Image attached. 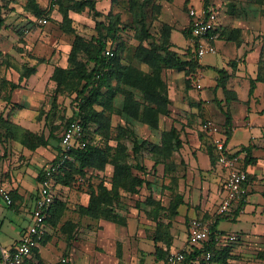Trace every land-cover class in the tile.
<instances>
[{"label": "crops", "instance_id": "crops-1", "mask_svg": "<svg viewBox=\"0 0 264 264\" xmlns=\"http://www.w3.org/2000/svg\"><path fill=\"white\" fill-rule=\"evenodd\" d=\"M243 4L239 5L237 3L236 11H239L235 17L226 12L223 6L220 7L219 12L221 14L218 16L219 26H223L224 30L241 31L243 37L240 40H244L243 43L237 45L234 41H227V38H219L213 44L216 48L215 54L222 53L220 65L205 64L202 60L204 57L199 61V71H201L202 76L201 84L202 86L212 87V89H203L204 91H198L196 94L192 93L193 97L190 98L187 94L182 93L180 89H174L181 94L177 98V93L173 97L172 89H170L171 83L168 82V96L171 100L169 109L174 111L178 106L183 111L181 115L186 114L184 117L192 118L202 109L207 118H211L222 125L224 122L222 111L228 109L231 125L230 138L226 140V148L230 154L240 156L238 166L245 170L249 176V181L245 186L247 192L243 202L236 204L229 213L221 216L227 217V219L219 220V222L221 220L231 221L234 224L229 230L216 227L215 248L219 254L209 262L204 258V252H202L188 264H261L257 255L264 252V40L256 41L253 39V35H256L257 31L264 30L261 25L263 12L251 2H244ZM174 31L176 32V29L171 31V42L174 51L181 50L180 48L186 42L194 50L189 38L188 40L183 39L184 41L180 39L179 46H177L172 40ZM218 42L220 43L219 47H217ZM208 66L212 69L211 73L207 69ZM259 67L263 68L262 80H257ZM142 69L148 70L146 65H142ZM220 69H224L227 73V79L224 82L226 90L235 94V98L230 102H226L222 86L216 88L219 79L216 71ZM167 72L168 76L171 75L170 77L175 79L173 81L171 78L172 82H176L183 75V72L177 71L176 73L175 70ZM167 72L163 71V79ZM51 74L53 73H50V69L47 70L45 65L37 67L35 72L24 82L25 86L22 85L23 88L18 87L14 90L12 104H18L20 108L22 107V103L14 98V93L22 91L24 88L25 90L54 89V82L49 80ZM252 82L254 83V89L251 91ZM175 84L177 86V83ZM29 93L35 94L36 97L41 95L42 98L44 97L41 91L34 93L30 90ZM34 102L31 99V109L32 106L35 107ZM120 103V99L117 98L115 101L116 106L118 107ZM22 110L16 113L15 116L10 115L9 121L11 120L14 125L27 127L29 120L27 121L21 116ZM9 111L10 109L6 111V114ZM175 118L176 116L173 113L171 117H160L159 128L160 130H168L174 125L180 130V139L183 141V146L179 152L182 156L187 154L186 158L182 157L187 164V174L184 177L185 180L182 179L179 185V190L183 194V204L178 209V215L171 221L167 233L163 235L166 238L171 236L173 240L170 246H160L158 244L163 252H175L185 246L189 226V224L187 226L186 220L195 218L198 215L201 216L206 211L205 200H202L204 191L206 195L212 189L218 193V204L224 194L225 172L218 164L216 173H207L208 181H204V185L200 184L203 178L201 175L204 174V171L211 169V161L210 157L203 151L201 139L195 136L198 125L196 127L193 125V129L186 126L188 128L185 132L189 134H185L182 130L183 120L178 123ZM185 123L186 121H184ZM145 139L151 141L150 138ZM242 147H245L246 150L241 151ZM57 154L56 150L50 151L45 147L29 151L12 137L0 139V157H4L3 159L0 158V187L8 191L10 196H13V198L11 197L13 202L10 206L6 205L0 197V251L1 249L15 247L22 233L31 224L32 210L39 186V182H33L34 178L37 175V170L42 169V167L45 169L56 159ZM214 155L216 156V152H214ZM28 157L31 158L32 161L30 162L33 165L30 180L27 178L29 173ZM180 168V174L183 175L185 168L182 166ZM106 173L112 175L110 165L106 168ZM218 175L222 178L219 187V183H217ZM189 180H191V183L188 182ZM194 180H197L196 183H194ZM53 187L52 185V192L55 196L56 191ZM82 194L81 197V194L76 195V193H73L70 200L73 203H79V206H86L89 196L85 192ZM148 194L151 195V193ZM200 201H202V204ZM198 205L202 208L198 209ZM66 207H71V205L67 204ZM216 208L218 209V206ZM64 210L60 207L54 211L56 216L60 215L61 221L67 219L68 214L78 216V212L71 213L70 208ZM64 212L67 214L66 216ZM135 213L136 211L133 212L131 218H125L122 224L104 219L98 220L97 223H91L81 217L79 225H76L74 229V232H76L75 237L68 243L67 247L64 245L62 249L56 246L57 241H59L61 223L57 222L56 227L52 226L53 224H46V235L43 236L32 254L25 259L24 264H40V261L53 264L61 254L60 250L63 254L65 249L66 256L63 258L65 264H166V259L157 257L154 254V243L147 238L155 232V222L149 221L147 227H144L141 222L134 218ZM121 218L124 219L123 216ZM70 228L72 227L68 229L70 230ZM227 237H235L236 239L227 241ZM54 251L56 255L51 257L52 260L51 258L48 259L47 254L53 255Z\"/></svg>", "mask_w": 264, "mask_h": 264}, {"label": "rangeland", "instance_id": "rangeland-1", "mask_svg": "<svg viewBox=\"0 0 264 264\" xmlns=\"http://www.w3.org/2000/svg\"><path fill=\"white\" fill-rule=\"evenodd\" d=\"M78 1L80 0H60V4H56L54 0H33V2H30V0H0V4L2 7L1 12L5 20V26L2 29L3 31L0 35L1 140L2 138L7 139L8 137H12L20 142V136L24 132H30L36 135H43L53 140L58 139L64 127L66 126L67 120L71 116H75L76 114H78V107L76 105V101L74 100L75 96L72 93L68 92L61 95L57 94L55 92V89L25 90L24 88V90L14 93V98L17 99L20 103H22V107L20 108L18 104H12L11 102L12 94L16 89L11 87L12 83L18 84L19 88H23L25 86L24 82L29 77L23 78L22 80L19 79L22 74L26 75L25 73L28 71V69L35 68L36 70L37 67L45 65L46 69H50V73H53L56 67H67V59L71 50V43L74 35L78 34L86 40H90L91 37L97 36V31L95 29L96 20L94 19L91 12H89L88 9H84L82 12H76L74 9H72V6ZM247 1L251 2L252 0H215L212 1L215 3V6L211 9L217 14L218 17L219 14H221L219 12L221 10L220 7L223 6V8L226 9L227 4L229 3H235V5L239 3V5H244L243 3H248ZM95 4L96 11L101 14V16L97 18V21L104 20V16H106L111 10L113 12L120 13L122 16L121 18L124 22L130 20L129 14L123 12L125 6H127L126 0H95ZM154 4L160 5V12L158 11V13L153 14V20L150 25V31L152 35L154 37H158L162 25L164 23H167L171 25L174 30L176 29V32L174 31L173 33L172 40L177 46H179L180 39L182 41H184L183 39L188 40L189 37L185 38L182 35V32L189 27V8H200L203 4V0H155ZM256 7L260 8L261 12H263V21H261V25L264 28V0L260 7L257 5ZM63 8L67 9L69 20L71 21L68 25L67 23H65V21H63V15L61 13ZM35 10H39V12L42 11L43 15H35ZM44 12L47 13L45 14ZM40 17H48V23L46 25L39 24L38 19ZM67 26L69 27V29H72V31H68L69 29H66ZM121 32L122 33H120V39L117 41H122L126 44V46L129 48L128 55H130L133 51V48L137 44V41L133 39V35L135 32L131 28H128L125 31L123 30ZM215 33L217 35L216 40H219V38H227V32L224 31L223 26H219V23L217 24V29ZM231 36H233V39L236 41H239V38L242 39L243 37L241 31H239L237 35L234 34ZM253 39L256 41L264 40V30L262 29L261 31H257L256 35H253ZM226 40L231 41L229 39ZM243 41L244 40H242L240 44H242ZM107 44L110 49H114L116 41H108ZM183 44L184 42L182 43V46ZM188 45L189 44L186 42L184 46L180 48L181 50L176 53L185 60L188 59L189 55H192V59L194 61H197V68L195 69V71L187 75H185L183 72L181 78L176 80V82H172V77H170L171 75H167V71L173 70H164V72H167L164 76V79L167 84V89H169L168 82H170V89H172L173 97H175V93H177V98H179L181 94H179V92H176V90L174 89H180L182 93L187 94L189 98L193 97V94H196V92L198 91H204L203 89H212V87L202 86V76L200 73L201 71H199V61L197 60V58H195V52L193 48ZM219 45L220 43L218 42L217 47H219ZM191 50L194 52L193 54H191ZM221 54V52H218L217 54H208L206 55V57L204 56L202 60L203 62H205V64L210 63L214 65H220ZM128 57L126 56V59ZM81 58L84 59L83 56H81ZM207 69L210 71V73L212 72L210 66H208ZM172 80L174 81L175 79L172 78ZM175 83H177V86ZM30 90H32L34 93H39L41 91L43 92L44 97L42 98V95L40 97H36L35 94L32 95L31 93H29ZM31 99L32 101H35V107L32 106V109ZM95 107L96 109L101 108L99 106ZM176 107L177 108L174 111L173 109L172 111L170 110L171 114L173 113L176 116L175 121L179 123L183 120L182 130L184 132L186 128L189 127L190 129H193V125H195V127L198 125L196 128L197 132L195 133V136H198V138L201 139L203 144V151L206 152L209 157L210 153L213 155L214 148L212 136L208 132L207 123L208 121H212L215 122L217 125L219 124L215 120L207 118L202 109H200L199 112L191 118L184 117L186 115L185 113H183L184 115H181V112H183L182 109H179L178 106ZM8 109H10L8 113L9 115L6 114V111ZM21 110V116L24 117V119H26L27 121L29 120L28 125H26L27 127L14 125L11 120L9 121L10 115L15 116L17 115L16 113ZM169 117H171V115ZM184 121H186L185 124ZM118 126H125V122L116 114H112L109 139L104 140L99 138L98 136H94V142L98 146H104L105 143H108V145H115L116 141L114 139L117 135ZM134 128L136 130V136L132 137L131 141L136 140L138 143L146 141V144H148V146H145L146 144L144 145V148L141 150L140 154L141 161L139 166H141L142 168L144 167V170L139 167L134 169V173L137 176L142 177L145 183L140 188H138L137 193H130L120 190V196L114 202L111 208L119 216H123L124 221L125 218H131L133 212L136 211L134 218L137 221L141 222L144 227H147L149 221H154L156 229V222L159 221L161 228L158 232V235L160 237V241L158 242V244L160 246H168L167 243L171 244L173 239L171 238V236H168V238H166L163 235L167 233L171 221L178 215V209L180 205L183 204V194H181V191L179 190V185L182 179L185 180L184 177L187 174V164L186 161L182 158L183 156L186 158L187 154H184L182 156L179 150L175 151L170 158L173 164L172 169L170 167L171 165L165 166L163 163H161L155 168H152V154L148 151V149L149 146L159 143L161 138V131L163 130H160L159 128L158 130L153 131L150 130L146 125L138 124L135 125ZM90 130L93 132L94 128L91 127ZM185 134L189 133L185 132ZM145 138H150L151 141L146 140ZM54 144L55 142L49 144L45 148L50 151H55L56 148L54 147ZM0 158L3 159L4 157ZM28 161L29 173L27 174V178L30 180V177L32 176L31 167L33 165L32 162H30L32 161L30 157H28ZM70 162H72V160ZM108 166L109 165L105 167L104 171L94 170L92 168L85 169L84 175H76L69 185L62 184L60 181L54 180L55 182H53V189L55 188L56 191L54 201H59L62 204V209L64 208L66 210V208H70L71 213L78 212L79 203H73V201L70 200V196H73V193H76V195L81 194L80 196L82 197V193L84 192L89 196V193L95 192L97 190L98 184H102L105 187L110 188L111 175L109 173H106V168ZM181 166L185 168L186 172H184L183 175L180 174L179 170L181 169ZM216 166L217 163L214 158V160L211 161V169H209L208 171H204V174L201 175L203 176V178L202 183L200 184L204 185V181H208L207 173H216ZM65 170L62 171L59 176L64 175ZM42 171L43 167L42 169L40 168L39 170H37V175L34 178L33 182H40ZM171 177L176 178V183H173L171 181ZM196 181L197 180H194V183H196ZM188 182L191 183V180H189ZM217 183H219L218 187L222 183V178L219 175L217 176ZM172 189H174L177 195L181 198V204L177 208V214L175 215L171 214V211L169 210V205L171 203V198L173 195V191H171ZM204 192L202 200H205L204 205H206V211L203 215H198L195 218L200 219L203 222L213 223L215 218L224 216L219 215L216 212V207L218 206V193L213 191V189L210 190L207 195L204 194ZM148 193H151V195H149ZM204 195L206 196L204 197ZM155 203H158V205H160L163 209H159L158 212L155 211ZM200 203L202 204V201H200ZM67 204H70L71 207H66ZM197 208L201 209L202 206L198 205ZM64 215L66 216L67 214L64 212ZM68 215L69 216H67V219H65L64 221H61L60 218L56 217V221L55 218H52L51 223H46L47 225L53 224L52 226L54 227H56L57 222L61 223L59 230V241H57L56 244V246L61 247L60 249L64 248V245L65 247H67L68 243L75 237L76 232H74V229L76 228V225H79L80 219H82L81 217L85 218V221L91 223H97L98 221L89 217L80 216L79 214L77 217L73 216L72 214ZM190 220H186L187 226ZM232 224L234 223L231 221L227 222L225 220H221L216 227L224 230H229ZM72 225H74L75 227H72L69 230L68 228ZM153 235L154 233L147 238L151 239ZM235 239V237H227V241H234ZM185 247L186 244L180 250H183ZM64 252L62 254V250H60L61 254L59 255L56 262L53 264H65V259L63 258H65L66 256V249L64 250ZM169 253L170 252H163L161 250L160 257H162V259H166ZM54 255H56L55 251L53 255L47 254L48 259L54 257ZM259 262L261 264H264L263 259H260ZM39 263L46 264L43 261H40Z\"/></svg>", "mask_w": 264, "mask_h": 264}, {"label": "trees", "instance_id": "trees-1", "mask_svg": "<svg viewBox=\"0 0 264 264\" xmlns=\"http://www.w3.org/2000/svg\"><path fill=\"white\" fill-rule=\"evenodd\" d=\"M54 1L56 4H60V0ZM154 1L126 0L127 6L124 5L125 9L123 12L129 14L130 20L125 22L122 20L120 13L112 10L104 16V20L97 21L101 14L96 11L95 0H80L72 6V9L76 12H82L84 9H88L91 12L96 20L95 29L97 36L86 40L78 34L74 35L67 59V67H56L53 71L54 74L50 78L55 84L54 89L57 94L61 95L68 92L75 96L74 100L78 107V114L71 116L66 124L71 121H79L83 127L81 140L85 143L83 148L74 149L70 153V160L66 162L63 171L67 170H65L64 175H57L54 180L69 185L76 175H84L85 169L92 168L104 171L107 165L112 167L110 188L98 184L97 190L89 193L88 204L78 207L80 216L95 220L104 219L116 224L124 222L123 218L111 208L120 196L119 191L137 193L138 188L145 183L142 177L134 173V169L139 167L144 170V167L142 168L139 164L141 161V150L144 148L146 141L140 143L136 140L131 141L132 137L136 136L134 126L137 124L146 125L150 130L156 131L159 129L160 117H169L171 115L169 109L171 100L168 96L166 81L162 77L164 70H175L184 72L187 75L194 72L197 68V61L192 59V55H189L188 59L185 60L173 50L171 42L173 27L171 25L164 23L158 37L152 35L150 25L153 20V14L160 12V5H155ZM212 1L215 0H203L202 6L213 8L215 3ZM30 2H33V0H30ZM251 2L260 6L263 0H252ZM236 10L235 3L227 4L226 12L231 16L235 17L238 12ZM1 11L2 7L0 4V30L5 26ZM35 11V15H43L42 11ZM44 13L46 14L47 12ZM61 13L63 21L67 25L70 24L71 21L69 20L67 9L63 8ZM128 28L135 32L133 39L137 41L130 55H128L129 48L126 44L122 41H117L120 39L121 31H125ZM66 29H69V27L67 26ZM68 31H72V29ZM224 31L227 32V39L236 42L237 45L240 44V38L239 41H236L231 36L237 35L239 30ZM190 33L189 23V27L183 31V35L184 37H190ZM108 41H116L114 49H110L107 46ZM106 50H110L112 55H106ZM191 52V54L194 53L192 50ZM126 56L130 57L126 59ZM142 65H146L148 70H143ZM262 70V67L257 70V80L263 79ZM34 72L35 68L28 69L25 73L26 75L22 74L19 80L29 77ZM216 72L219 75L216 88L222 86L225 92V100L230 102V100L235 98V94L225 88L224 82L227 79V73L224 69ZM18 86L15 83L11 85L14 89ZM250 89L251 91L254 89L253 82ZM117 98L121 102L118 107L115 104ZM95 106L101 108L96 109ZM222 113L224 122L219 127L226 140H228L230 138L231 125L230 112L227 109L222 111ZM112 114H116L123 119L125 126H118L117 135L114 139L116 141L115 145L105 143L104 146H98L94 142V136L104 140L109 139ZM91 127L94 128L93 132L90 130ZM61 135L58 139L53 140L43 135L24 132L20 136V143L28 150L34 151L37 148L47 147L55 142L54 147L59 154ZM145 146H148V144ZM181 147L182 141L178 128L173 125L170 129L161 131L159 143L149 146L148 149L152 154V168L163 163L165 166L171 165L172 169L173 164L170 158ZM243 150H246V148L242 147L241 151ZM214 158L216 160V156L210 153V161L214 160ZM71 160L72 162H70ZM170 179L173 183H176L175 177ZM248 181L249 176L243 185L244 187ZM171 191H173V195L169 210L171 214L175 215L177 214V208L181 204V198L174 189ZM11 197L13 198L12 195ZM155 204V211L158 212L159 209H163L158 203ZM60 207H62V204L59 201L53 202L45 218V223H51L52 218H55V221L57 220L56 217L60 218V215L56 216V212H54ZM220 219H227V217H217L212 223L210 239L203 244L204 251L194 249L192 253L185 254L183 264H188L205 251L210 252L209 262L216 258L219 254L215 248L216 226ZM71 227L75 226L72 225ZM160 228L161 225L157 221L154 235L151 238L155 247L154 254L157 257H160L161 254V249L158 245ZM167 245L170 246L168 243ZM257 258L264 260V252L258 253Z\"/></svg>", "mask_w": 264, "mask_h": 264}, {"label": "built area", "instance_id": "built-area-1", "mask_svg": "<svg viewBox=\"0 0 264 264\" xmlns=\"http://www.w3.org/2000/svg\"><path fill=\"white\" fill-rule=\"evenodd\" d=\"M188 15L191 29L189 40L194 47L195 58L200 61L204 56L216 53L213 42L217 38L215 31L218 17L211 8L203 6L198 9L195 7L189 8ZM38 23L46 25L47 18H39ZM105 54L111 56L112 52L106 50ZM207 128L212 136L217 164L225 172L224 194L218 204L217 213L226 215L236 204L243 202L247 192L243 185L247 181L248 175L245 170L238 166L240 156L228 152L226 137L219 125L208 121ZM82 135L83 127L79 121H71L64 127L60 140V152L57 158L46 166L40 179L38 195L32 210V222L22 233L15 247L1 249L0 264H24L25 259L32 254L43 236L46 235L45 218L54 202L53 180L63 171L66 162L70 160V153L74 149L85 146V143L81 140ZM0 197L6 205L10 206L12 204L9 192L2 187H0ZM211 225V222H203L196 218L191 219L187 231L186 247L183 250L170 252L166 258V264H183L185 254L193 252L194 249L204 251L203 244L210 239ZM210 256V252H204L206 260H209Z\"/></svg>", "mask_w": 264, "mask_h": 264}]
</instances>
